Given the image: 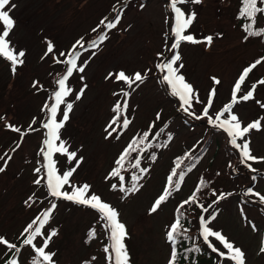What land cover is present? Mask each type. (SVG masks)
Returning a JSON list of instances; mask_svg holds the SVG:
<instances>
[{
  "label": "rangeland",
  "instance_id": "rangeland-1",
  "mask_svg": "<svg viewBox=\"0 0 264 264\" xmlns=\"http://www.w3.org/2000/svg\"><path fill=\"white\" fill-rule=\"evenodd\" d=\"M238 3L239 0H202L200 4L178 5L182 10L196 13V19L185 34L198 40L209 35L214 38L210 46L182 42L177 50L181 55L177 63L183 64L180 74L194 86L201 101L194 102L189 109L195 117L202 116L209 94L215 89L213 106L209 109L214 118L230 102L234 84L243 69L264 55L261 53L264 46L259 42L243 40V32L234 20ZM168 7L170 9V0H10L5 10L9 11L14 28L7 39L14 52H25L22 59L26 65L19 71L17 79L10 77L7 69L0 66V156L4 159L12 157L5 170L0 172V236L11 243L17 242L27 224L54 201L57 207L44 230L45 235L53 229L57 231L46 249L54 253V264H105L103 246L109 240L99 214L90 207L50 197L45 183L37 185L34 181L40 178L35 172L39 168L36 156L47 135V130L42 127L48 119L43 112L44 100L48 91L58 90V86L52 85L53 78L61 69H66L64 63L55 62L51 55L54 54L57 60L66 59L60 53H68L81 38L85 44L97 39L100 21L105 17L113 20L123 9L120 23L106 31L107 39L98 48L76 49L82 52L78 65L84 61L87 64L83 73L74 71L69 78L72 93L66 103L71 102L73 108L60 130V137L69 151L76 152L78 159L82 158L71 183L90 185V194L99 195L118 210L119 220L125 224L128 233L125 244L130 264H167L170 251L166 233L175 208L201 179H206L208 186L231 194L209 209V213H216L210 227L221 231L243 250L246 264H264V253L260 252L264 241V203L257 196L245 195L248 189L264 195V162L249 161L251 168L256 170L251 171L240 163V153L232 147L230 138L227 142L233 149L231 153L233 156L237 153L240 164L234 175L227 173L232 158L225 153L223 137L212 135L209 149L187 172L181 189L174 191L156 213H149L166 187L175 159L183 152L192 151L195 145H201L208 135L207 127H215L209 124L207 117L196 118L197 124L193 127L181 122L183 116H175L176 109L187 113L178 97L172 95L170 87L159 77L156 65L172 55L169 49L173 42L171 26L174 22L172 17H166ZM2 31L0 23V33ZM49 43L54 48L52 53H47ZM120 71L129 76L135 72L147 75L143 83L134 84L130 89L114 76L106 79L109 73ZM213 77L220 83L215 84ZM261 79H264V62L249 74L238 96ZM81 89L83 94L77 100L76 94ZM125 91L130 93L128 97L123 96ZM125 99L128 109L123 118L126 116L131 123L123 129L122 118L121 123L113 125L117 131L108 136L105 129L116 116L112 109L117 101L123 105ZM257 100L264 104V84L257 85L254 99L241 101L232 111L242 126L258 119L261 121V130H251L245 139L254 156L264 157V108L256 103ZM65 106H60L58 120L62 119ZM157 113L160 119H157ZM168 120H171L168 127L172 133L169 144L157 152L154 160L144 158L142 166L148 170V175L138 192L125 196L119 190L118 181L110 176L116 159L142 131L148 132L149 126L154 125L150 132L153 133ZM9 125L21 131L11 130ZM117 135L119 138H115ZM238 143L242 141L238 140ZM53 160L61 173L75 167V161L69 163L63 154H54ZM0 166H4L2 160ZM114 184L116 189L112 188ZM65 190L71 191V188L65 186ZM30 196L33 197V202H29L31 206L25 203ZM242 197L254 202L255 206L243 204ZM209 213L203 215L207 217ZM194 224L199 228L198 218ZM92 228L96 238L87 244V232ZM210 239L217 248L226 251L218 241ZM34 243L40 246L42 238H37ZM30 250L27 246L21 249L17 257L19 264H30ZM7 252L6 246L0 245V260ZM214 264L232 262L221 261L216 254Z\"/></svg>",
  "mask_w": 264,
  "mask_h": 264
},
{
  "label": "snow or ice",
  "instance_id": "snow-or-ice-1",
  "mask_svg": "<svg viewBox=\"0 0 264 264\" xmlns=\"http://www.w3.org/2000/svg\"><path fill=\"white\" fill-rule=\"evenodd\" d=\"M189 2L192 4H200L202 3V0H170V9L174 14V23L171 26V36L173 37V42L171 43L169 49V51L172 52V55L165 58L161 63L157 64L156 67L160 72L165 73L163 75V81L170 87L172 95L178 97L183 110L189 116H194L195 113L190 111L189 109L193 107L194 102L200 103L201 101L199 100L198 93L194 89V86L188 83L185 77L180 74V69L183 67V64L177 63L181 60V55L177 50L179 49L182 42H188L192 44L206 43L210 46L213 43L214 38L212 35H209L204 37L202 40H198L191 34H185L196 19V13H189L186 10H182V8L178 7V5H185ZM9 4L10 0H0V23H2L3 25V31L2 33H0V57H3L7 61H9L13 72H15L17 65L23 63L22 58L25 56V52H14L13 48L10 46L9 40L7 39L11 30L14 28V21L10 17L9 11L5 10L6 6H8ZM122 12L123 9H121L120 12L111 21H109L108 18L105 17L100 21V25L107 30L116 28L120 23ZM262 14H264V0H240L238 19H244L248 21L243 25V30L246 33L244 37L245 40H247L249 37H264V27L258 26V18ZM93 31L95 32L97 31V29H93ZM105 39H107V32H101L97 39H94L87 45L83 41V38H81V40H78L76 45L73 46V49L68 53H60V56H66V59L62 61H56L57 63H64L67 67L65 74L57 81L58 90L53 93L52 97L54 103H52L51 105H45V108L47 109L48 119L45 123H43L42 127L47 130V135L44 141V147L41 149L44 161V163L42 164V168L45 175L36 179L34 183L40 185L43 181L46 185L48 195L55 198L56 200L64 199L72 201L76 204L84 205L95 210L99 214V219L101 221H104L103 227L108 232L109 244L104 247V252L108 254L106 258L109 260L110 264H130L129 252L125 244L128 233L125 224H123L119 220L118 210L109 203L105 202L99 195L95 193L90 194V185L83 184L77 186L71 183V177L76 171V168L79 167L82 158L78 159L76 152L69 151L66 142H64L60 137V130L68 121L69 113L73 108V104L71 102L66 103V98L72 93V88L68 84L69 78L73 76L74 71L83 73L87 64V61H84L83 64L78 65L77 61L82 55V52L76 49L79 48L83 51L96 49L101 43H103ZM53 51V45L49 43L47 46V53H52ZM92 55H95V52H93ZM160 55L161 54L158 53V56ZM262 62H264V57L257 59L252 64L243 69L242 73L234 84L230 102L226 104L222 108V110L218 111L215 114L214 118L209 114V109L213 106L215 89H213L209 94L208 102L204 106L202 111V116H196L197 119L207 117L209 124H212L216 128L222 129L224 132H226L228 137L230 138V144L240 153V163L245 164L251 171L256 170L251 168V164L248 162H264V157H256L252 154L250 143L247 139H245V137L251 130L260 131L262 127L261 121L258 119L248 123L246 126H242L238 116L234 114L232 110L233 107L241 101L247 102L254 99V93L257 90V85L264 84V79L258 80L257 82L252 84L250 90H248L245 94L238 96V93L241 92V87L245 83L249 74L253 71L254 68H256L257 65L261 64ZM146 75L147 73L142 74L140 72H135L134 74L129 76L124 71H120L118 73H109L106 79H111L114 76L116 81H123L128 86V88L131 89L134 84L143 83ZM81 79H83V77H81ZM212 79L215 84L220 83V81L215 77H213ZM33 86H36L35 82ZM82 94L83 89H81L80 93L76 94V99L79 100ZM129 95V92H123L124 97H128ZM256 103L260 104L261 107L264 108V104H262L259 100H257ZM65 104L66 106L63 110L62 119L58 120V110L60 109L61 105ZM127 109L128 102L126 99L124 100L123 105H121V103L117 101L113 108L116 116L113 117V119L105 129L108 136H112L113 132L117 131V129L114 128L113 125L118 124L121 116ZM225 114H227V116H225ZM157 119H160L159 113H157ZM130 123L131 121L125 116L122 121V128L127 129ZM9 127L13 131H21L19 128L12 127L11 125H9ZM153 127L154 125H150L149 131L144 132L141 138L132 139V141L116 159V167L113 168L112 172L110 173V176L119 178V190L126 195L138 192L140 190L139 181L143 178V174L148 170L140 169V158L137 157L136 162L132 165V167L140 169L141 175H133L131 177L132 183L129 187L125 186V177L121 175V171L124 169L125 162L128 160L131 153L144 151V149L139 148L138 146L143 145L145 141L148 140L151 129ZM109 129L111 130L109 131ZM160 131L163 132V129H161ZM156 135H159V133H157ZM115 138H119V135H117V137ZM168 139L171 140V135H169ZM238 140L242 141V143H238ZM17 147H19V144L17 145ZM146 147H152V145L148 144ZM13 151H15V149H13ZM56 153L66 155L69 163L75 161V167L64 170L61 173L58 170L55 161L53 160V156ZM4 155L7 156V153H5ZM11 159V156H8L7 159H4V156H0V160H2L4 164V166H0V172H3L5 170V167ZM152 159H155L154 155L152 156ZM195 159L198 158H193V160ZM182 164V159H178L175 162V167L172 169L171 174L167 178V185L164 188L163 193L155 199L153 205L149 209L150 214L156 213L161 205L168 200V198L173 194L174 191L178 192L181 189V184L184 181L185 175L187 174V172L191 171L192 167L195 166L193 162L182 168ZM178 169L180 170L179 172H177ZM35 172H41V168L35 169ZM177 176L178 178L174 181L173 178ZM65 186L70 187L71 191L65 190ZM206 186V182L201 179L192 195L189 196L188 199L183 200L176 209L177 215L166 233V238L172 245V252L168 264H176L177 257L179 255L177 251L178 237L188 232V229L183 227L182 225V219L184 218L185 214L184 212H181V209H183L185 205L193 204L199 207L202 213H209V209L212 208L214 204L219 203L220 200L225 199L227 198V196L231 195L230 193H219V195H217L216 191L213 190L212 194L216 196V200H214L212 204H209L207 205V207H205L203 204L198 203L197 193ZM112 188L116 189L117 185H112ZM245 195L257 196L259 201L261 203H264V195L255 193L252 191V189H248ZM29 202H33V197L30 196L28 200L25 201L26 204H29V206H31ZM56 207L57 204L54 201L50 202V207L43 210L29 224H27V226L21 233V236H23L24 239L20 247H18L14 243L9 242L6 238L0 236V245L6 246L9 251L14 250L13 258L8 259L5 264H19L18 259L15 257L19 256V254L21 253V247L23 246H31V248L33 249L35 256L32 260V264H54V253L48 252L46 251V249L48 248L52 238L57 235V231L53 229L47 232V234L45 235L44 230L46 228V225L49 224V221ZM215 219L216 213L214 212L209 213L207 217L203 214L199 217V236L204 244H206L213 253H216L221 261L227 260L231 261L232 264H246L245 253L243 252V250L235 246L233 242L229 241L221 231H216L212 227H210L211 221ZM37 238H42V244L40 246H37V244L34 243V241H37ZM95 238V229H90L88 233V239L92 240ZM210 238H214L215 241H218L226 251H221L219 248H217ZM187 251L200 252L201 248L199 246H195L193 248L187 249ZM260 252L264 253V241H262Z\"/></svg>",
  "mask_w": 264,
  "mask_h": 264
},
{
  "label": "trees",
  "instance_id": "trees-1",
  "mask_svg": "<svg viewBox=\"0 0 264 264\" xmlns=\"http://www.w3.org/2000/svg\"><path fill=\"white\" fill-rule=\"evenodd\" d=\"M239 9H240V0H239V3H238V6L236 8V12L234 14V20H235L236 26L239 27L241 29V31L243 32V40H245L244 37H245L246 33L243 30V25L246 24L248 21L244 20V19H238ZM166 17L167 18L168 17L171 18V12H170L169 7L166 10ZM113 19H114V17H113ZM99 26L101 28L100 34H101V32H106L107 31V29H105L100 24H99ZM258 26L259 27H264V14H262L258 18ZM245 41H253V42L257 41L262 46H264V37H249ZM263 51H261V53H264ZM54 56H55L54 54L51 55L52 59H54L55 62H56L57 58L54 57ZM167 57H169V56H167ZM261 57H264V55L258 56L252 62L256 61L257 59H259ZM0 64H1L0 65L1 67L7 69L8 75L10 77H13V79H17L19 77L18 73L26 65V61L24 60V62L22 64H20L19 66L17 65L16 70L13 73H11L12 67H11L10 62L7 61L5 58L0 57ZM65 68H66V65H65ZM65 72H66V69L63 68V69H61V71H59L55 75V77L53 78V81H52V85H53L54 88H57V86H58L57 81L60 79V77L63 74H65ZM159 77L161 79H163L162 72L159 73ZM46 96L47 97L45 98L44 104H43V110H44L43 112H44V114H47V109L45 108V105H51L54 102V100L52 98L53 97L52 96V90L48 91ZM176 110L177 111L175 112L174 115L175 116H183V117H181V120H182L181 122L185 123L186 126L193 127L194 125L197 124L195 116H189L188 114H184L183 111H181V109H176ZM112 112H114L113 109H112ZM122 118H123V115L121 116L118 124L121 123ZM170 122H171V120L165 121V123L161 127H159L155 132L150 133L148 140H146L143 145H139L138 146L139 148L144 149L143 152L137 151V152L131 153L130 157L125 162L124 169L121 171V175H123L125 177V186L126 187L131 186V183H132L131 177L133 175H138V176L141 175L140 169H144L143 166H142L144 158H147L149 160H154V159H152V156L154 155L156 157L157 156V152L160 149L165 148L169 144V142H170V140L168 139L169 135H171V138H172V133H171L169 127H168V124ZM206 127H207V125H206ZM207 128L209 130L208 131V135L206 136V138L203 141V143L201 145H195L196 147L192 148V151L183 152L180 157L175 159L174 166L170 169V174L172 172V169L175 167V162L178 159H182L183 160L182 168L187 166L190 163H193V162H194V165H195L198 161H200L203 158V156L206 153V151L210 147L212 135H215V134L217 136H221V138L223 137L222 139H224V141H225L224 145H223L225 153H226V155L228 157L232 158V160H230V164L227 167V173L229 175H234L235 174L236 168L240 165V164L238 165L239 158H238L237 153H235L234 156L231 153V151L233 149H232L231 146H229V144L227 142V138L229 139L227 133L224 132L222 129H218L216 127L208 126ZM161 129H163V132L160 131ZM144 132H147V131H142L135 138H137V139L141 138ZM157 133H159V135H156ZM225 135H226V137H225ZM148 144H151L152 147H146ZM40 147L41 148L38 150L36 159H37V163H38L39 168H41V172H39L38 174H39L40 177H43L45 175V173H44V170L42 168V164L44 163V161H43V156H42V153H41V149L44 147V141H41ZM186 154H187V156H186ZM137 157L140 158V169L132 167V165L135 164ZM193 158H198V159L193 160ZM115 167H116V165H114V168ZM179 171L180 170L178 169L177 172H179ZM242 171L247 172V170L243 169V168H242ZM147 175H148V172L143 174V178L139 181V184H141V182L143 180H145ZM112 178L116 179L118 181V184H120V181H119L118 177L112 176ZM177 178H178V176L174 177L173 180L175 181V179H177ZM200 181L196 184L195 188L191 191V193L184 200L188 199V197L192 195V193L195 191V189H196L197 185L200 183ZM204 181L206 182V185H207L206 179ZM213 190H215L217 194L218 193H222L221 191L214 189L210 185L209 186L207 185L206 187L202 188L200 192L197 193L198 203L203 204L205 207H207V205H209V204H212V202L214 200H216V196H214L212 194ZM131 194H133V193H131ZM131 194H127V195L125 194V196L128 197ZM242 203L245 204L246 206H255L254 202L249 201L245 197H242ZM178 205L175 208L174 216H173L171 224L174 222V219H175V217L177 215L176 209H177ZM181 212H184V214H185L184 218L182 219V225H183V227L188 229V232L186 234H182L180 237H178L177 251H178L179 255L177 257L176 264H214L216 253H213L207 247V245L204 244V242L202 241V239L199 236V228L197 226H195V224H194V222H197V218L199 220V217L203 214L201 209L199 207H197L196 205L188 204V205H185V207L183 209H181ZM88 233H89V231L87 232V236H88ZM23 239H24L23 236L20 237V239H18L17 242H14V244H16L18 247H20L22 245ZM85 242L88 244L90 242V240L88 238H86ZM108 244H109V241L106 243V245H108ZM106 245L103 246V252H104V247ZM166 245L168 246V249H169L170 255H171L172 245L167 240V238H166ZM195 246H199L201 248V251L200 252H188L187 251V249L193 248ZM24 247H26V246L21 247V249H23ZM13 252H14V250L13 251H9L8 250L6 255L0 260V264H5V262L8 259L13 258ZM104 255H105V264H110L109 260L106 258L108 254H106L104 252ZM170 255H169V259H170ZM34 256H35V253L33 252L32 253V257L29 260L30 264H32V260H33ZM15 258H17V257H15Z\"/></svg>",
  "mask_w": 264,
  "mask_h": 264
}]
</instances>
